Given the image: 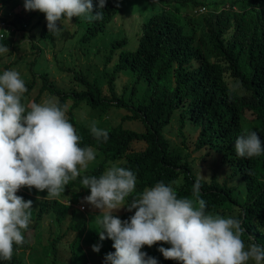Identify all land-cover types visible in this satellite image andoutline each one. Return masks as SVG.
<instances>
[{
  "label": "trees",
  "instance_id": "16d2710c",
  "mask_svg": "<svg viewBox=\"0 0 264 264\" xmlns=\"http://www.w3.org/2000/svg\"><path fill=\"white\" fill-rule=\"evenodd\" d=\"M97 2L92 0L93 15L100 10L95 7ZM157 2L162 9L142 23L135 49H125L129 44L125 37L110 42L105 64L111 63L115 56L116 60L111 71L103 72L105 88L96 80L89 82L85 76L75 75L79 88L60 91L48 81L47 75L40 76L42 84L34 101H38L44 92L58 100L66 111V118L81 137L79 146L92 148L101 160L98 164L89 162L88 168L70 180L58 197H44L35 214V222L22 230L25 242L14 243L12 258L0 259V264H26L21 254L30 248V235L32 233V239L43 217L52 213L56 222L62 223L71 204L77 200L75 190H85L90 195V190L83 188L82 179L86 176L98 178L112 165L131 170L136 176L135 188L126 197L127 202L163 182L174 188L177 198L205 200L206 214L212 215L220 209L231 211L232 204H236L240 210L237 219L241 221L244 233L253 236L257 244L264 245L259 239L264 235V151L251 158H239L235 152L237 137L247 131H255L264 148V0H232L229 4L225 0L207 4L198 0ZM225 4L227 7L222 8ZM191 6L212 8L215 21L213 24L207 21L210 44L202 37L197 43L195 35L186 32L182 11ZM235 6L238 8L233 10ZM101 11L103 19L86 25L81 42L88 43L106 31L120 12L119 0H105ZM40 21L39 39L52 40L54 35L48 33L44 13L40 14ZM12 24L16 25L15 22ZM7 36L4 34L0 43L9 48L11 41ZM122 73L133 76L130 85L117 82ZM227 77L233 79L235 87L230 85ZM33 84L26 85L27 91L21 97L24 106L27 103L24 97L30 94ZM83 106L98 112L99 117L112 108L125 109L129 114L122 120L138 121L143 130H130L121 122L107 129V141L97 140L90 127L77 121L76 112ZM177 111L179 134L183 135L186 121L195 124L199 128L195 149L215 147L220 152L221 162L229 168L221 182L214 175L208 181L202 180V187L196 194L193 185L197 177L189 167L187 156L170 147L162 134ZM243 118H248L254 125L244 130L241 127ZM137 143L143 148L138 149ZM236 177L245 189L242 201L235 198V188L228 184ZM40 192L47 194V190ZM23 198L27 199L25 195ZM114 215L123 222L134 213L123 211L114 212ZM70 216L65 234H73L68 248L70 257H74V247L85 235L87 226L86 218L79 210L72 209ZM91 235L94 241L99 240L96 232ZM60 239L50 237L47 244L52 264L57 261L55 247ZM104 242L110 252L115 251L112 240L106 238ZM161 246L170 247L158 242L151 247L143 246L141 251L155 257L158 264H180L165 259L157 250Z\"/></svg>",
  "mask_w": 264,
  "mask_h": 264
},
{
  "label": "clouds",
  "instance_id": "9594fccd",
  "mask_svg": "<svg viewBox=\"0 0 264 264\" xmlns=\"http://www.w3.org/2000/svg\"><path fill=\"white\" fill-rule=\"evenodd\" d=\"M93 7L92 0H24L26 11L45 14L48 33L54 36L61 35L58 22L62 18L69 22L73 17H83L87 22L102 20L105 0H98L95 7L100 10L94 15ZM7 52L9 48L0 45V54ZM26 91L17 71L6 70L0 75V259L6 261L12 258L13 244L25 242L21 230L29 226L33 204L16 195L17 191L35 188L47 190V197H58L96 157L92 148L79 146L81 137L58 100L33 102L26 110L21 103ZM90 131L97 140L107 141V130L98 128L95 122ZM262 151V141L255 131L242 133L235 141L239 158L259 156ZM205 177L200 173L196 179L194 194ZM81 183L90 190L82 203L103 210L97 220L99 240L113 241L115 251L104 256V264H158L155 257L141 251L143 246L158 242L170 245L157 249L162 256L180 264L264 262V247L252 243L245 250L241 221L206 214L203 199L177 198L172 186L158 182L139 198L125 202L135 188L136 176L116 165L98 178L84 177ZM122 207L129 212L135 209L134 215L123 222L114 215ZM91 248L99 252L101 244Z\"/></svg>",
  "mask_w": 264,
  "mask_h": 264
},
{
  "label": "rangeland",
  "instance_id": "374dc122",
  "mask_svg": "<svg viewBox=\"0 0 264 264\" xmlns=\"http://www.w3.org/2000/svg\"><path fill=\"white\" fill-rule=\"evenodd\" d=\"M198 1L204 4L220 2V0ZM231 1L225 0L227 4ZM119 3L120 12L108 25L106 31L96 39L83 43L80 41V37L89 23L83 17H76L75 20H71L70 22L62 18L58 22V27H61V35L53 36L52 40H40L39 36L42 26L40 14L42 12L38 10L26 11L24 0H0V21L4 19L9 22L8 36L11 41L9 52L0 54V75L6 70H15L20 74L21 79L25 82V86L34 82L30 94L24 97L27 102L25 104L26 110L29 109L31 103L35 102L34 98L37 96L38 89L42 84L40 78L42 74L47 75L48 81L54 83L55 88L60 91L68 92L79 88L78 82L74 78L75 75H83L89 82L96 80L105 88L106 79L103 76V72L111 71L116 60L115 56L111 63L105 64L110 42L114 39L125 37L129 43L125 49H135L141 35L142 23L151 14L162 9L157 0H119ZM227 4L221 5L222 8L227 7ZM237 8L235 6L233 10ZM212 12V8L205 6L186 7L182 11L186 32L194 34L197 43H199V38L202 37L210 44L207 21L212 24L214 23L215 18ZM12 22L16 23L14 26L17 29L13 26ZM227 80L232 87L236 86L232 78L227 77ZM132 81L133 76L130 73H122L117 80L120 85H130ZM139 94H141V89L139 90ZM50 96L47 92H44L35 103L41 104L44 100L55 99ZM127 114L129 113L125 109L112 108L106 114H103L102 117H99L100 114L98 112H93L83 106L76 112V118L77 121L84 123L87 127H91L93 122H95L98 128L107 130L123 122L124 127L130 130H143L142 124L138 121H123L122 117ZM178 117L179 111L173 114L171 123L162 131L165 140L170 147L178 149L184 156H187L189 167L197 178L201 173V175L206 176L203 180L208 181L214 175L221 182L228 175L229 168L225 163L221 162L220 152L212 146L196 150L195 142L199 134V128L195 124L186 121L185 127L182 130L183 135L181 136L179 129H177L179 126ZM253 125L254 123L248 118L242 119L241 127L244 130L251 128ZM136 147L141 149L143 145L137 143ZM95 153L96 157L93 162L98 164L101 160L100 155L97 152ZM228 184L235 188V198L238 201H242L245 197L242 181L236 177L230 180ZM75 192L77 193V200L74 201V204H71V209L62 223H57L54 215L49 213L40 221L39 227L35 230L32 239L31 233L29 240L30 248L21 254L26 264H52L51 254L47 248L50 237L61 238L55 247L57 252L55 264H104V256L110 251L106 247L104 240L94 241L91 235L92 232L97 233L100 228L97 220L102 218L103 210L100 211L86 203H82L83 198L89 195L85 191L75 190ZM16 195L22 198L25 195L27 197V199L23 198L25 201L31 200L33 202L32 209L30 210L29 226H31L35 222V214L39 204L43 201L44 197H47V194L34 188L28 189L27 187H22L17 191ZM72 209L79 210L85 216L87 226L85 235L78 240L74 247L76 250L74 257H70V248H68L73 234H65L71 220L70 212ZM123 211H127L126 207H122L114 212L118 214ZM134 212L135 209L131 211V213ZM239 213L238 205L232 204L231 211L220 209L212 215L220 218L237 219ZM241 239L245 244V250L252 243H256L253 236H247L244 232L241 235ZM259 239L264 242V235H260ZM97 243L101 244L100 251L93 252L91 246ZM259 246L264 247V245ZM247 264H255V262L250 260Z\"/></svg>",
  "mask_w": 264,
  "mask_h": 264
},
{
  "label": "built area",
  "instance_id": "2783aa9c",
  "mask_svg": "<svg viewBox=\"0 0 264 264\" xmlns=\"http://www.w3.org/2000/svg\"><path fill=\"white\" fill-rule=\"evenodd\" d=\"M10 25L5 21H0V38H3L4 34L8 35Z\"/></svg>",
  "mask_w": 264,
  "mask_h": 264
}]
</instances>
